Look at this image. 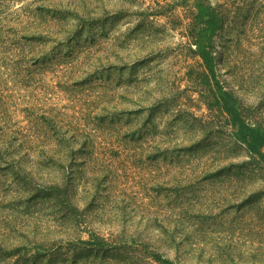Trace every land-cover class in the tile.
<instances>
[{"label":"rangeland","instance_id":"obj_1","mask_svg":"<svg viewBox=\"0 0 264 264\" xmlns=\"http://www.w3.org/2000/svg\"><path fill=\"white\" fill-rule=\"evenodd\" d=\"M260 1L0 0V264H264V176L224 171L249 155L212 100L264 129L260 36L219 90L199 52L213 9L254 4L257 30Z\"/></svg>","mask_w":264,"mask_h":264},{"label":"trees","instance_id":"obj_2","mask_svg":"<svg viewBox=\"0 0 264 264\" xmlns=\"http://www.w3.org/2000/svg\"><path fill=\"white\" fill-rule=\"evenodd\" d=\"M258 3V10L264 9V0H261ZM254 7L253 4L251 7L245 6L244 8H237V12H234V18L225 16L223 10L216 11L213 9L207 15V20H204L206 28L202 29L201 32L206 33L205 37H207V46L202 45L200 49L203 50L199 52L205 64H202V66L210 71L211 76L215 79L218 90L221 88V82L220 80L217 81L216 76L219 75L218 71L220 70V67L226 66V62L231 61L229 56L231 48L237 47L241 42L248 41V39L254 35V31H257L260 37L257 40L258 44L256 47L260 48H258L259 51L264 52V25L262 24L260 26L261 28H258L257 30L254 27H250L258 17V13L254 12ZM251 11H253L252 14ZM227 28L228 31H226ZM230 29L236 34L232 39L230 36L228 37ZM193 31L194 26L192 25V32ZM206 48L208 50H206ZM212 53L213 56H211ZM230 65V63L227 64L229 67L226 68L227 72H229V69H236L237 67V65ZM197 75L200 79H208V73H205V71H202L201 73L199 72ZM259 77L261 80H264V77L261 74ZM234 93L233 89H226L221 96L222 99H214L215 92L211 94L213 102H216L218 104L217 106L221 109V112L226 115V121L227 123L229 122L228 125L233 127L235 133L234 135L232 134V136L235 139L236 144L242 142L243 145H245L246 148L244 150L249 155V163L233 164L230 161V163L225 166L224 171L230 173L231 175L229 176H237L239 174H246L249 176L250 174H255L256 176L258 173L264 176V167L258 166L259 163L251 156L252 154L257 153L264 161V129L252 128L250 126L251 124L256 123L257 116L254 115L249 117L250 112L242 107L239 99H237V96ZM221 103L222 106H220ZM37 188L38 187H30L28 192L35 190V193L32 192L33 195L36 194L38 197L43 196L46 200L51 201L50 204L54 209L60 213L66 212L67 215L65 214V218L68 217L71 220L77 221L81 217V214H78L77 208L70 203L71 196L67 193L66 188H64L65 190H61V188L56 189L55 187H51L41 194L40 192H37ZM256 200L257 198L253 195L246 196L240 205L252 209L256 206Z\"/></svg>","mask_w":264,"mask_h":264}]
</instances>
